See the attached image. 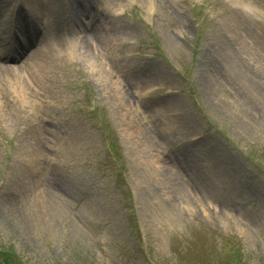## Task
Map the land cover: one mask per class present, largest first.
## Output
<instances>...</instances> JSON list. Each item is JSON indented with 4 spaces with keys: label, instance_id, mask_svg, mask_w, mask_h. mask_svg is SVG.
<instances>
[{
    "label": "rangeland",
    "instance_id": "rangeland-1",
    "mask_svg": "<svg viewBox=\"0 0 264 264\" xmlns=\"http://www.w3.org/2000/svg\"><path fill=\"white\" fill-rule=\"evenodd\" d=\"M40 1L0 0V264H264V0Z\"/></svg>",
    "mask_w": 264,
    "mask_h": 264
},
{
    "label": "bare ground",
    "instance_id": "bare-ground-1",
    "mask_svg": "<svg viewBox=\"0 0 264 264\" xmlns=\"http://www.w3.org/2000/svg\"><path fill=\"white\" fill-rule=\"evenodd\" d=\"M44 2L40 1L39 4H40V8L43 6V7H47V11L44 12V15L48 12H50V9H51V3L50 1L48 0H43ZM50 3V4H49ZM167 3V2H166ZM39 6V5H38ZM152 6V5H150ZM171 7V6H170ZM152 9V8H150ZM41 10V9H40ZM48 12V13H49ZM47 15V14H46ZM51 15V13H49V16ZM48 16V17H49ZM11 31H9V34H10ZM82 41V40H81ZM50 44H53L54 46L60 48L62 45L65 44V41L62 39V37L56 35V36H53L51 39H46V37H42L40 39V41H38L36 43V45H34V51L31 52V54L29 55H26V57L24 58V62L22 63V68L19 69V68H16L17 70L16 71H22V70H27L29 65L30 64H33L35 61H37L38 59L41 58V60H44V57L46 56V54H49L51 48H50ZM80 48L79 49H83L86 48V46H84L83 42H80ZM26 50V48L24 49ZM23 49H21L19 52L17 51L16 53H18V56H21L23 54H25ZM87 52V51H86ZM20 58V57H18ZM34 66V65H33ZM14 72L12 70V68H10V66L8 65H5V64H1L0 63V76L2 75V77H0V81H2L1 79H4V78H9V76L13 75ZM16 81H20L21 80V77L19 74L16 76ZM22 86H25L24 84ZM25 90V88H24Z\"/></svg>",
    "mask_w": 264,
    "mask_h": 264
}]
</instances>
